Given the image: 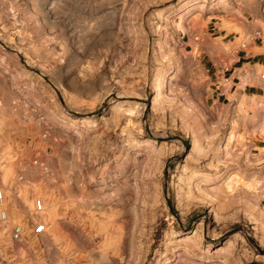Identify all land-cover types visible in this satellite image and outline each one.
Segmentation results:
<instances>
[{
    "label": "rangeland",
    "instance_id": "obj_1",
    "mask_svg": "<svg viewBox=\"0 0 264 264\" xmlns=\"http://www.w3.org/2000/svg\"><path fill=\"white\" fill-rule=\"evenodd\" d=\"M192 4L203 30L191 0H0V264H264V159L247 128L223 153Z\"/></svg>",
    "mask_w": 264,
    "mask_h": 264
},
{
    "label": "crops",
    "instance_id": "obj_2",
    "mask_svg": "<svg viewBox=\"0 0 264 264\" xmlns=\"http://www.w3.org/2000/svg\"><path fill=\"white\" fill-rule=\"evenodd\" d=\"M196 1L204 6L198 10L207 14L205 27L190 29L185 19V30L178 33L189 41V52L203 71L214 101L230 105L217 114L228 122V131L232 129L236 136L245 134L246 128L252 131L254 138L247 148L255 158L264 149V1H256L254 22L238 11L240 0H191ZM252 2L243 0L242 5L251 8ZM232 9L235 17L228 15ZM256 129L261 136H254Z\"/></svg>",
    "mask_w": 264,
    "mask_h": 264
},
{
    "label": "built area",
    "instance_id": "obj_3",
    "mask_svg": "<svg viewBox=\"0 0 264 264\" xmlns=\"http://www.w3.org/2000/svg\"><path fill=\"white\" fill-rule=\"evenodd\" d=\"M5 199L2 191V185L0 183V207H4ZM34 211L36 214L43 213L45 211V204L44 201L40 198L35 200L34 203ZM0 220L3 223H7L8 221V215L7 212L4 209H1L0 211ZM46 232V225L42 222H37L34 226V234L35 235H41ZM24 235V228L22 225H15L13 226L11 230V236L12 239L15 241H20Z\"/></svg>",
    "mask_w": 264,
    "mask_h": 264
},
{
    "label": "bare ground",
    "instance_id": "obj_4",
    "mask_svg": "<svg viewBox=\"0 0 264 264\" xmlns=\"http://www.w3.org/2000/svg\"><path fill=\"white\" fill-rule=\"evenodd\" d=\"M221 0H219V2H220ZM222 3L224 2V1H221ZM224 5V4H223ZM204 6L203 5H199V8H200V10L203 8ZM194 8H196L195 7V5L193 4L191 7H189L184 13H182V14H180L179 15V20L178 21H176V26H175V28H176V30H178V31H184L185 30V16L190 12V11H192ZM198 8V9H199ZM239 44V43H238ZM158 95V94H157ZM253 134H254V136L255 135H259V136H261L262 134L256 129V130H254V132H253ZM199 136V135H198ZM236 138H238L235 134H234V132H233V130L231 129L229 132H228V134H227V136H226V141H225V145L222 147V150H223V153H225V154H227V152H228V146L232 143V142H234V140L236 139ZM239 139V138H238ZM241 139V138H240ZM243 140V139H242ZM242 140H241V143H242V148L243 147H245L243 150L245 151V153H246V156H245V159H250L251 158V155H250V152H249V150H248V148H247V145H249L248 143H244V142H242ZM197 142V141H196ZM195 142V143H196ZM256 160H255V162H259V161H262L263 159H264V149H261V154L259 155V156H257L256 158H255ZM235 180V178H233L232 180H231V183H232V181H234Z\"/></svg>",
    "mask_w": 264,
    "mask_h": 264
}]
</instances>
